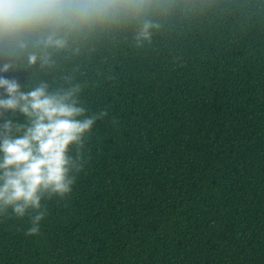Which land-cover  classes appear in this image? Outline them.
Masks as SVG:
<instances>
[{
  "label": "trees",
  "instance_id": "obj_1",
  "mask_svg": "<svg viewBox=\"0 0 264 264\" xmlns=\"http://www.w3.org/2000/svg\"><path fill=\"white\" fill-rule=\"evenodd\" d=\"M49 51L0 76L107 114L38 235L0 215V264H264V0H151Z\"/></svg>",
  "mask_w": 264,
  "mask_h": 264
},
{
  "label": "clouds",
  "instance_id": "obj_2",
  "mask_svg": "<svg viewBox=\"0 0 264 264\" xmlns=\"http://www.w3.org/2000/svg\"><path fill=\"white\" fill-rule=\"evenodd\" d=\"M151 0H0V73H15L23 56L28 66L50 63V51L69 38L121 17L136 19ZM158 27L144 20L137 42ZM0 215L28 217L26 235L40 233L42 201L68 197L87 163L85 146L106 111L90 113L79 86L50 90L41 82L25 90L19 80L0 76Z\"/></svg>",
  "mask_w": 264,
  "mask_h": 264
}]
</instances>
